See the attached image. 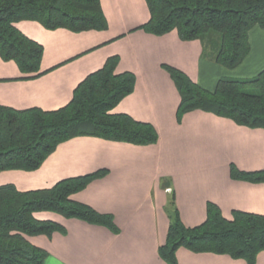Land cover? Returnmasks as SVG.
Returning a JSON list of instances; mask_svg holds the SVG:
<instances>
[{
  "label": "crops",
  "instance_id": "obj_1",
  "mask_svg": "<svg viewBox=\"0 0 264 264\" xmlns=\"http://www.w3.org/2000/svg\"><path fill=\"white\" fill-rule=\"evenodd\" d=\"M99 2L107 23L103 30L47 29L24 19L14 23L42 46L40 74L24 77L13 60L0 57V106L57 110L71 100L86 76L117 56L114 72H131L135 81L110 113L150 123L156 142L137 145L72 137L60 142L35 170L0 171V186L44 189L65 178L106 170L70 199L109 215L114 230L50 211L36 212V219L54 221L65 231L27 237L46 252L42 264H168L158 247L166 240L170 208L187 228L204 222L208 203L226 219L234 210L264 215V182L230 175V165L245 172L264 168V128L238 125L199 109L178 120L180 96L162 65L180 70L209 91L221 78H252L264 69V29H250L249 53L229 69L214 61L215 44L203 49L200 40H181L175 30L154 35L140 29L149 19L145 0ZM175 255L176 264H248L228 254L184 247ZM253 264H264V250Z\"/></svg>",
  "mask_w": 264,
  "mask_h": 264
},
{
  "label": "trees",
  "instance_id": "obj_2",
  "mask_svg": "<svg viewBox=\"0 0 264 264\" xmlns=\"http://www.w3.org/2000/svg\"><path fill=\"white\" fill-rule=\"evenodd\" d=\"M145 1L149 19L140 29L154 35L175 30L181 40H200L203 49L215 44L214 61L229 69L238 66L249 53L250 29L256 25L264 29V0ZM23 19L37 21L47 29L73 32L107 27L99 0H0V57L13 60L24 77L40 74L42 46L14 26ZM117 62V56L108 57L100 69L75 87L71 100L57 110L0 106V171L35 170L60 142L76 136L137 145L156 142L157 133L150 123L123 113H110L132 91L135 81L131 72H114ZM162 68L180 96L178 120L184 113L199 109L238 125L264 128V69L248 79L221 78L209 91L172 66L163 64ZM105 173L106 170H97L62 179L49 188L28 191H19L11 184L1 185L0 264H42L46 252L32 245L27 237L65 232L54 221L36 219V212L50 211L114 230L109 215L70 199L71 194ZM230 175L264 182V168L245 172L230 165ZM169 216L166 240L158 247L160 257L168 264H176L178 247L228 254L248 264H253L256 255L264 250V215L234 210L232 217L226 219L215 204L208 203L206 219L195 227H185L172 208Z\"/></svg>",
  "mask_w": 264,
  "mask_h": 264
},
{
  "label": "rangeland",
  "instance_id": "obj_3",
  "mask_svg": "<svg viewBox=\"0 0 264 264\" xmlns=\"http://www.w3.org/2000/svg\"><path fill=\"white\" fill-rule=\"evenodd\" d=\"M215 41V40H214ZM215 43V42H214ZM208 49H210L211 47L209 46V47H207Z\"/></svg>",
  "mask_w": 264,
  "mask_h": 264
}]
</instances>
